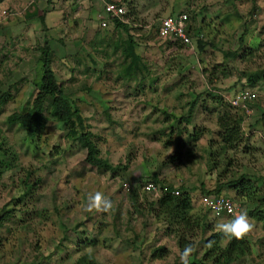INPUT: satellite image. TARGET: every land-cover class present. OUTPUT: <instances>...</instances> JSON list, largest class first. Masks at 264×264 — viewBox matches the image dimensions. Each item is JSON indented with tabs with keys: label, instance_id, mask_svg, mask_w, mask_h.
Wrapping results in <instances>:
<instances>
[{
	"label": "rangeland",
	"instance_id": "obj_1",
	"mask_svg": "<svg viewBox=\"0 0 264 264\" xmlns=\"http://www.w3.org/2000/svg\"><path fill=\"white\" fill-rule=\"evenodd\" d=\"M131 1L125 9L140 28L133 31L143 63L130 69H125L128 60L121 52L113 50L118 39L114 31L70 30L67 12L54 28L50 22L42 26L38 0L0 1V140L15 156L14 166L0 177V264H77L81 253L75 244L84 237L92 247L82 252L97 264H180L174 237L163 234V223L150 214L155 194L139 192L140 183L153 176L173 190L195 191L201 183L211 186L225 178L226 169L230 175L225 179L245 173L254 182L255 195L264 199V79L256 73L252 85L244 82L264 68V0ZM28 3L31 7L24 9ZM191 9H199L201 37L214 42L215 49L194 45L192 55L172 48L168 52L155 36L158 19ZM143 26L145 31L137 35ZM44 40L52 48L51 67L65 101L82 117L99 156L118 165L116 169L86 164L84 150L68 137L63 122L45 119L34 140L6 123L7 115L31 104L39 75L37 48ZM214 62L229 72L227 77L216 72L221 87H246L256 94L251 117H245L249 124L255 121L256 129L249 128L250 146L244 154L220 151L216 110L208 99L202 98L205 108L196 106L188 123L180 120L192 96L205 88L204 71ZM222 94L228 99L229 93ZM196 127H204L208 136L193 143L189 134L194 128L199 132ZM174 152L175 162L168 163ZM24 180L33 183L28 190L22 189ZM123 182L138 190L137 201L122 188ZM97 191L112 201L109 212L85 210L88 196ZM222 195L235 196L227 187ZM259 207L264 212V203ZM202 211L192 212L204 214L214 226L217 220ZM250 220L254 228L245 236L250 252L233 264H264V222ZM158 246L166 253L150 259Z\"/></svg>",
	"mask_w": 264,
	"mask_h": 264
},
{
	"label": "trees",
	"instance_id": "obj_2",
	"mask_svg": "<svg viewBox=\"0 0 264 264\" xmlns=\"http://www.w3.org/2000/svg\"><path fill=\"white\" fill-rule=\"evenodd\" d=\"M184 9H186V6ZM199 9H191L190 12L186 10L188 15L187 24L190 39L189 44H183L178 39H174L171 42L165 40V46L163 47L167 49L172 48L174 50H178L179 52L183 51L185 53H189V55L193 54L194 45L199 50L205 49L206 46L215 49L216 46L214 42L201 37L202 34L200 32V27L196 24ZM113 20L116 28H126L125 24L119 22L117 19L114 18ZM39 21L42 22V17H40ZM242 38L243 33L239 36L240 42L242 41ZM37 49L39 51L37 57V62L39 63V75L34 97L28 107L7 115L5 117L6 123L9 125L19 126L24 131L26 137L30 140H34L41 130L45 119H50L55 122H63L67 125L68 137L70 136L73 138L84 150V162L86 164L103 171L116 169L118 165L113 166L107 160L99 156L98 149L92 139L91 132L86 130L82 124V117L76 110H72L65 101L61 85L56 79L51 67L53 60L52 48L48 45V42L44 40L42 45ZM167 51L170 52L169 49ZM122 52L124 58L128 60V64L125 69H130L133 65H137L139 62H142V58L133 52L129 36L127 38V42L123 44ZM216 72H220L222 77H227L229 73L226 68L220 64V62H214L210 69L207 70L206 74L204 71L205 78L203 77V79L205 82V88L202 92L195 93L192 96L187 105L186 115L181 117L180 120H184L188 123L191 120L193 109L196 106L202 105V108H205V106L201 103L202 98L208 99L210 104L214 106V112L216 110L215 136L216 140H218V144L220 145V151L223 153H227L228 151H237L244 154L249 144L246 142L249 137V128L256 129L254 126L255 121L252 124L247 123L245 120L247 115H245L240 108L231 106L228 99L224 98L222 91L229 93V96H231L238 89L253 90L246 87H240L232 91L230 89L228 90L227 87L223 88L217 83L218 77L215 76ZM256 73H261L264 79L263 68L251 72L244 82L249 86L252 85L254 75ZM252 102L250 103V106L255 107ZM248 117L251 116L248 115ZM245 121L248 125H245ZM203 135L208 136V132L205 131L204 127H202V129L200 128L199 132L194 128V130L189 134V140L195 143ZM211 140L212 139L208 140V145L212 144ZM169 141L170 140L166 141L165 144H168ZM178 145L177 149H180L181 145ZM209 155H211V153H209ZM223 155L225 156V154ZM223 159H225V157H223ZM175 160L176 152H174L173 155L167 159V162L173 163ZM14 163L15 156L13 155V152L4 147L3 141L0 140V177L4 171L12 168ZM226 164H229V161ZM211 165H213V163ZM124 168L125 167L122 169ZM212 169H214V166ZM222 174V177L225 178L227 174L230 175L226 169H223ZM225 178L214 181L211 186L201 183L199 186L200 188H198V190L195 189L196 194L198 196H218L222 195L224 187H227L235 194V196L231 199L237 208L240 210L243 209L244 211V207L241 206V202H244L247 205L245 211L247 212L249 218L264 222V212L260 211L259 207L261 203H264V199L255 195L257 189H255L253 180L247 177L245 173H240L236 176H233L232 173L231 177H227V179ZM146 181H152L155 183L159 190V194L156 197L155 202L150 205V214L154 219L163 223V234H170L174 237L180 256L186 245H193L194 251L188 257V264H233L249 254L250 246L245 237L241 240L232 239L231 241H225L222 243L224 239L222 234L214 231V226L206 220V216L203 218L204 214H196L191 211V198L192 193L195 191H190L184 187H178V189H175L177 191V194L175 195L173 194V191L175 190H173L170 185L161 182V180L156 179L154 176ZM123 183L128 185L126 190L129 194L131 192L130 197L132 201H137L139 192L144 194L141 192L140 187L139 192H137L138 190L131 189L128 182ZM32 184L33 183H29L24 180L21 183L23 186L22 189L28 190ZM235 200H238L240 204H236ZM201 209L203 208L201 207ZM202 212L207 214L204 210ZM210 219L216 221L214 218L210 217ZM204 232H208L207 236H204ZM1 242L2 237H0V244ZM75 246V251L81 253L77 259V264H97L90 255L82 252L85 248L92 247L91 242L88 241L87 237H84L82 241L77 242ZM198 246L202 248V253L197 256L199 249ZM163 253H166L165 248L163 246H158L151 250L149 258L152 260L159 259L163 256ZM41 261L43 262V259ZM38 264H41V262ZM180 264H182V262Z\"/></svg>",
	"mask_w": 264,
	"mask_h": 264
},
{
	"label": "crops",
	"instance_id": "obj_3",
	"mask_svg": "<svg viewBox=\"0 0 264 264\" xmlns=\"http://www.w3.org/2000/svg\"><path fill=\"white\" fill-rule=\"evenodd\" d=\"M39 1V14H41L42 12L44 13L43 17H42V22L39 21L42 26H49L47 25L49 22L51 23V25L53 26V28L55 27L56 23L59 22L60 20H62V17L60 16L61 13H65L67 12L69 14L68 16V20H63L66 21V23L71 22V27L70 30L74 29L75 30H95V32H97L96 28H108L111 30V32L114 31V33L116 34L115 36L118 37V39H116V44L113 48L114 51H119L121 52V54L123 55V44L125 42H127V38L128 36L131 39V44H132V49L133 52L142 57V55L138 52L140 47H141V43H137L136 42V37L134 35L135 32L133 31V29H140L139 26L137 24H135V19H133V16H130L128 14H126L127 10L125 9L126 7L131 6L132 1L131 0H38ZM124 1V2H123ZM106 2H116L117 4H119L120 6L123 7L124 9V14H123V18L124 21L121 22L123 24H125L126 28H116L114 26V18H105L103 19L102 17L100 18V15L102 14V8L103 5ZM30 4V3H28ZM32 4L30 5H25V8H28L29 6L31 7ZM166 15H171V14H162L163 16ZM40 19V17H39ZM102 19L105 21L106 25L101 27L99 25L100 21H102ZM117 19V18H115ZM65 23V24H66ZM143 30L137 32L138 34H141V32L143 33L145 31V26H143ZM136 30V31H137ZM125 35H127V38L125 39ZM121 36V37H120ZM156 36V33H155ZM121 38V39H120ZM156 38V37H155ZM157 39V38H156ZM159 39V38H158ZM159 42H163L165 40H158ZM113 45V44H112ZM153 45V44H152ZM157 46V45H156ZM137 48V49H136ZM169 49V48H168ZM127 65V64H126ZM232 192V190H230ZM198 195L194 192L192 193V198H191V202H192V211L193 208L195 211L197 210H201V206L199 205L198 202ZM241 206L246 208L247 205L244 202H241ZM239 208L237 210V213L239 212ZM243 210V209H241ZM240 210V211H241ZM233 218L230 217L228 219H223V220H229ZM222 219L217 220L220 221ZM161 229L163 227V225H160ZM163 232V230H162ZM164 233V232H163ZM208 234V232H206Z\"/></svg>",
	"mask_w": 264,
	"mask_h": 264
},
{
	"label": "built area",
	"instance_id": "obj_4",
	"mask_svg": "<svg viewBox=\"0 0 264 264\" xmlns=\"http://www.w3.org/2000/svg\"><path fill=\"white\" fill-rule=\"evenodd\" d=\"M124 9L116 2H106L102 8V14L100 18H117L121 22L124 21L122 17ZM102 19L99 25L105 26L106 23ZM188 15L186 12H178L175 15H166L158 19L156 26V36L160 40L172 41L178 39L183 44H189V30L187 24ZM256 98L255 92L248 89H238L231 96L228 97V102L233 107L240 108L245 115H249L252 112L250 103ZM122 188L127 189L126 183L122 184ZM140 190L144 194H151L157 197L159 194L158 187L152 181H146L140 185ZM173 194H177V191H173ZM199 205L203 208L207 214L216 220L228 219L237 213V207L234 205L231 198L223 195L210 196V195H199ZM212 204L219 206V211L215 212L211 207ZM231 209V211H229Z\"/></svg>",
	"mask_w": 264,
	"mask_h": 264
},
{
	"label": "clouds",
	"instance_id": "obj_5",
	"mask_svg": "<svg viewBox=\"0 0 264 264\" xmlns=\"http://www.w3.org/2000/svg\"><path fill=\"white\" fill-rule=\"evenodd\" d=\"M112 207V201L105 197L101 192L97 191L95 194H90L88 196L85 210L106 213L109 212ZM211 207L215 212L219 211L218 205L212 204ZM229 211H231V209H229ZM253 228L254 224L251 222L247 212L243 210L236 213L233 218L229 220L222 219L214 225V231L222 234V237L226 241H231L232 239L241 240L248 235ZM193 251V245L189 244L185 246L183 252L181 253L182 264H188V257L193 253Z\"/></svg>",
	"mask_w": 264,
	"mask_h": 264
}]
</instances>
